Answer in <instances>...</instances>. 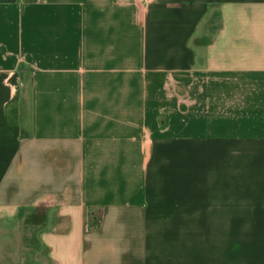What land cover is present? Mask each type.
<instances>
[{
	"label": "crops",
	"instance_id": "crops-1",
	"mask_svg": "<svg viewBox=\"0 0 264 264\" xmlns=\"http://www.w3.org/2000/svg\"><path fill=\"white\" fill-rule=\"evenodd\" d=\"M0 264H264V0H0Z\"/></svg>",
	"mask_w": 264,
	"mask_h": 264
}]
</instances>
